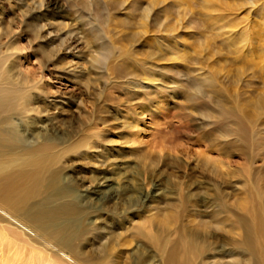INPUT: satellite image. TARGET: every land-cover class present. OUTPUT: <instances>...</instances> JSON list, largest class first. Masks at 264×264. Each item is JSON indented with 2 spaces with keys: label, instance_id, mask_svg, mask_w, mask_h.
Here are the masks:
<instances>
[{
  "label": "rangeland",
  "instance_id": "rangeland-1",
  "mask_svg": "<svg viewBox=\"0 0 264 264\" xmlns=\"http://www.w3.org/2000/svg\"><path fill=\"white\" fill-rule=\"evenodd\" d=\"M0 88L22 97L20 146L58 154L39 200L85 232L69 249L11 225L30 248L264 264L245 242L264 233V0H0Z\"/></svg>",
  "mask_w": 264,
  "mask_h": 264
},
{
  "label": "bare ground",
  "instance_id": "bare-ground-1",
  "mask_svg": "<svg viewBox=\"0 0 264 264\" xmlns=\"http://www.w3.org/2000/svg\"><path fill=\"white\" fill-rule=\"evenodd\" d=\"M51 44L47 42L48 46ZM21 98L16 91L0 88V264H64L62 260L44 254L39 248H30L22 241V234L11 228V225H16L24 231V235L28 229L35 227L38 232L50 231L55 236L56 245L69 249L85 233L84 229L75 228V223L73 224L80 213L72 206L65 203L61 206L53 205V202V206H50V200H39L44 190L56 187L58 175L56 176L52 167L58 161V154L54 152V143L46 140L37 141L28 148L20 146L23 138L16 131L13 119L21 109ZM91 188L84 190L98 195L105 192L103 189L100 191L98 188ZM249 216L253 217L251 221L255 222V226H262L261 214L250 213ZM245 242L252 253L258 256L264 254V233L247 234ZM261 243L263 246L260 248ZM99 252L101 259L91 264H109L112 253L105 251V248Z\"/></svg>",
  "mask_w": 264,
  "mask_h": 264
}]
</instances>
